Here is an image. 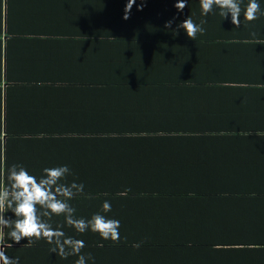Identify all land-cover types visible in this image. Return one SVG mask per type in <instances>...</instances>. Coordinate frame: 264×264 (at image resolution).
Instances as JSON below:
<instances>
[{"label":"trees","instance_id":"trees-1","mask_svg":"<svg viewBox=\"0 0 264 264\" xmlns=\"http://www.w3.org/2000/svg\"><path fill=\"white\" fill-rule=\"evenodd\" d=\"M21 3L9 0L5 23L14 22V10ZM84 4V41H91L99 33L98 42H101V53L106 59L111 55L108 49L111 42L126 48L122 54L125 59L118 64L103 61L105 68L101 70L108 74L104 72L98 84L83 85L100 90L98 111L100 115L110 116V124L98 128V135L93 134L94 139H89L84 137L86 128L80 132L71 128L68 131L67 127L39 128L43 127L40 124H44L46 113L35 111L29 112V118L26 112H21L23 120L20 118L18 122H21L22 131L7 127L4 140L0 128V150L4 154L20 146V150L32 147L28 142L46 139L37 136L47 131L55 139L64 134L74 138L77 150L93 149L94 165L84 169V176L78 178L85 183L75 201L84 203L83 210L79 209L70 217L65 214L63 224L66 225L53 233V244L36 241L27 246L18 238L19 244L24 246L19 245L10 231V209L7 206L2 213L0 202L4 264H235L238 261L256 264L262 261L264 240L260 239L264 238V227L258 223L253 226L247 220L264 214V184H259L264 181L261 169L248 177L241 164L243 157L227 156L222 161L200 157L201 163L193 166L180 163L187 159L178 158L177 153L192 149L205 151L206 146L237 150L239 154L250 148L263 150L264 146L256 144L250 134L256 130L255 120L264 110L242 111L246 94L233 97L230 94L229 109L222 110L231 111V116L220 121L214 109L206 112L193 106V101L201 94L194 90L227 88L220 84L226 81H204L209 73L191 80L162 78L160 69H175V64L169 60H147L146 52L150 50L166 56L167 49L180 45L169 44L176 38L189 37L190 24L200 29L204 27L206 15H201L197 8L198 0H84ZM178 7L187 8V11ZM226 17H233V14ZM55 22L62 25L57 12L49 23ZM250 27L255 31H250ZM244 31L250 32L252 38L264 39V15L249 20ZM70 35L68 31L67 37ZM3 37L12 39L10 28L5 27ZM135 58L139 61H134ZM164 61L168 64L163 65ZM28 64L30 67L44 66L37 57L30 58ZM215 64L218 62H205L200 68L210 71ZM6 65L10 69L11 60L5 64V74ZM55 77L50 84L51 92L56 94H52L53 101L60 102L69 88L80 86ZM172 103L180 108V114L198 109L201 117L197 126L175 128L176 124L190 119L183 115L180 121L171 116L166 118V114L173 113L170 111ZM140 111L144 118H150L138 124L135 118ZM164 119L173 124L172 127L166 128ZM97 137L108 141L99 142ZM104 146L121 151L113 155L108 165L97 163L99 160L94 153ZM63 150L66 151L67 146L64 148L62 141L53 146V151ZM128 150L131 151L122 152ZM19 163L31 168L29 161L20 158ZM235 166L240 170L238 176L229 170ZM8 180L12 184L9 177ZM6 192L12 191L7 188ZM15 192L24 196L14 208L17 214L28 213L33 217L37 212L34 203L44 198L42 193L20 186ZM54 219L61 220L57 216ZM254 232L257 233L254 235Z\"/></svg>","mask_w":264,"mask_h":264},{"label":"crops","instance_id":"crops-1","mask_svg":"<svg viewBox=\"0 0 264 264\" xmlns=\"http://www.w3.org/2000/svg\"><path fill=\"white\" fill-rule=\"evenodd\" d=\"M19 1L22 3L14 10L15 20L12 24H8L5 23V19L8 16L9 0H0V79L2 80L0 84V100L2 101L0 102V128L2 140H4V130L7 127L13 131H22L21 122H18L20 118L23 120L21 112H26L29 118V112L35 111L46 113L44 124H40L43 127L39 128L67 127L68 131L71 128L78 132L86 128L84 137L94 139L92 135H98V128L110 124V116L100 115L98 111V105L101 102L100 90L94 87H83V85L98 84V80L106 72L101 70L105 68L103 61L118 64L125 59L122 54L126 52V48H120L116 45L117 42H111L108 48L111 55H108L109 58L106 59L101 53V42H98L100 41L99 33L96 34V38L92 37L91 41H84L82 37L86 6L84 0ZM258 6L260 7L259 13ZM197 8L201 10V15H206L204 27L200 29L196 24H190L189 28L192 31H188L189 37L176 38L169 44L180 43V45L170 50L167 49L166 56L150 50L146 52L147 60H169L175 64V69L172 67L160 69V73L163 74L162 78L191 80L209 73L203 79L204 81H226L220 84L227 88L216 89L224 91L194 90L201 94L193 101V106L203 108L206 112L214 109L216 111L214 115L220 121L227 120L231 116V111L222 110L229 109L230 94L232 97L246 94L242 111L264 110V39L252 38L250 32L244 31V25L249 20L264 15V12H261L264 10V0L260 2L198 0ZM178 9L187 11L184 7H178ZM55 12L59 14L62 25L58 22L49 23ZM229 14H233V17H226ZM5 27L10 28L12 39L3 37ZM251 30L255 31L250 27ZM68 31H71L70 37H67ZM262 32L260 31V35ZM140 51L141 60L143 49ZM34 57L41 59L44 66L30 67L29 60ZM10 60L12 65L10 69L6 65L7 74H5V64H9ZM134 61L139 60L135 58ZM210 61L218 62V64H215L210 71L200 68L203 63ZM164 64L168 62L164 61ZM55 76L71 80L80 86L69 88L64 98L59 100L60 102L53 101L50 84ZM5 79H10V81L3 82ZM84 79L87 81H83ZM89 80L97 83L89 82ZM111 90L115 94V90L112 88ZM179 109L172 103L170 111L173 113L166 114L165 117L171 116L180 121L183 115L190 121L176 124L175 128L197 126L201 117L198 109H189L183 114H180ZM33 114L31 113V116ZM149 118V116L144 118L140 111L135 121L139 124ZM164 123L166 128L173 125L165 119ZM254 128L256 130L252 131L250 136L256 144L264 146V114H260L255 120ZM46 132L37 136V138L46 139L29 141L32 147L26 150H20L21 146L18 150H11L6 154L0 150L1 212L3 213L4 209L9 207L12 236L16 238L18 244V238H20L27 246L37 243L36 241L43 243L50 241L53 244L51 241L53 233L66 225L63 224L64 219L66 220L65 214L70 217V214H74L79 209L83 210L84 203L75 201L84 190L85 183L84 180L78 178L84 176V169H91L94 166L92 163L93 149L77 150L74 147L76 144L74 138L64 134L55 139ZM98 140L99 142L108 141L100 138ZM59 141H62L64 148L67 146L66 151H53V146ZM130 147L128 143V149ZM102 149L94 152L99 160L97 163L100 164L108 165V161L114 154H121V151L111 150L109 146H104ZM206 149L205 151L192 149L190 152L177 153V155L178 158L187 159V162L180 163H192L193 166L195 163L197 166L201 163L200 157L214 158V161H222L227 156L243 157L241 164L245 166L248 177L250 173L256 174L259 168L262 171L261 177H264V149L250 148L243 154H239L237 150L224 148L214 149L206 146ZM20 158L29 161L31 168L20 165ZM229 170L235 171L236 176L240 172L237 166ZM8 177L12 180V184ZM261 183L264 184V181L259 182ZM18 186L33 188L44 196L43 199L34 203L37 212L33 217L28 213L19 215L14 209L24 199L23 194L15 192V190L18 191ZM7 188L12 191L10 194L6 192ZM54 216L61 220H55ZM247 220L253 226L258 223L262 228L264 227V214L255 215ZM26 225L31 226L30 228L23 227ZM33 226L41 227V229H34ZM255 233L257 232H254V235ZM4 247V236L1 233L0 264H4ZM261 247V252L264 254V244ZM235 264L240 263L238 261ZM256 264H264V259Z\"/></svg>","mask_w":264,"mask_h":264}]
</instances>
